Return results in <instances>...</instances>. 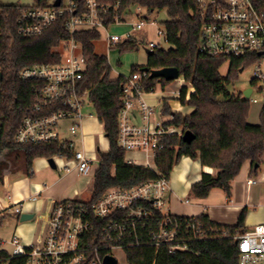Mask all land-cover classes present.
<instances>
[{
    "label": "trees",
    "instance_id": "trees-1",
    "mask_svg": "<svg viewBox=\"0 0 264 264\" xmlns=\"http://www.w3.org/2000/svg\"><path fill=\"white\" fill-rule=\"evenodd\" d=\"M48 0H39L45 6ZM109 7L104 15L106 25L121 21L131 9L144 8L148 14L165 11L167 20L160 23L165 33L169 49L156 48L148 55L146 66H134L131 73L147 69L142 87L146 93L154 91L156 84L162 88L171 82L161 78H151L150 72L163 68H176L179 77L190 84L194 90L189 99L185 96L187 88L180 91L179 102L192 111L189 114L172 112L168 100H163L162 114H173L169 123L194 135L190 143L182 136L164 137L163 145L154 159L159 173L127 164L124 151L117 143L118 114L122 109L121 84L124 76L115 80L110 78L111 67L106 56L96 54L94 43L100 39V32L85 29L72 36L82 46L86 61V71L82 86L90 89V101L94 114L102 125L108 149L98 153L99 161L92 177V191L89 203L95 202L112 187L131 188L146 182L169 178L172 168L181 157L199 160L203 167L215 170L213 174L203 173L201 179L190 187V196L206 198L213 189H220L226 197L231 196V185L239 175L243 165L250 163L249 176H256L264 164V107L257 125L247 121L250 103L240 93L230 91L229 87L237 80L240 70L253 64L252 58H217L203 54L198 49L201 20L197 0H97ZM254 4L264 9V0H254ZM18 6L0 5V122L2 141L0 143V179L8 162L16 164L19 160L27 175L32 172L34 160L62 156L70 159L72 153L60 142L47 144L16 145L12 139L21 119L34 103L35 81H23L19 72L37 64L57 62L60 59L58 48L70 39L65 22L69 15L58 18L41 36L25 38L16 31ZM120 53L137 49L135 40L116 46ZM229 62L226 76H221L220 68ZM6 159L3 160V159ZM148 206V205H147ZM247 208L238 216L236 225L228 226L211 221L203 213L195 217H175L180 223L187 220L198 222L203 238L187 242L186 250L171 252L166 246L152 245L150 232L157 227L164 216L159 211L153 213V224L140 228L135 235L126 239L139 241L138 246L124 248L127 264H238L239 253L233 237L245 230L244 219ZM5 216L0 212V227ZM25 264V258H10L0 250V264Z\"/></svg>",
    "mask_w": 264,
    "mask_h": 264
},
{
    "label": "built area",
    "instance_id": "built-area-1",
    "mask_svg": "<svg viewBox=\"0 0 264 264\" xmlns=\"http://www.w3.org/2000/svg\"><path fill=\"white\" fill-rule=\"evenodd\" d=\"M55 1L48 0L45 6H41L39 0H36L35 6H18V35L39 37L58 18L68 14L65 27L71 37L55 49L59 52V61L26 67L19 72L21 80L35 81L37 86L34 88V103L21 119L12 141L16 145L63 143L71 151L72 157L53 156L51 159L56 162V159L64 158L72 162L75 172L84 180L82 182L89 184L93 174L91 167L98 160L76 149V138H63L70 134L78 135L85 109L92 110L94 114L90 89L82 86L86 71L82 46L72 35L85 29L97 30L101 35V31L122 21L115 19L106 25L104 15L109 7L99 4L97 0H59L57 6L54 5ZM197 3L201 20L199 51L217 58L256 59L258 65L247 100L263 108L264 73L258 62L264 58V9L258 8L254 0H197ZM140 15V12L136 13L137 21L131 24L127 33L121 36L106 33L108 50L134 40L131 31L149 23L146 17ZM154 24L150 22L151 26ZM156 33L165 41L164 31L157 26ZM143 45L152 51L160 47L155 42H145ZM147 75L146 71L141 70L124 76L117 143L124 151L127 164H141V167L159 175L154 159L163 147L162 138L183 135L180 128L169 124L173 114H162V99H179L184 86H178L169 98H161V109L156 111V104L147 103L144 99L146 92L142 82ZM178 79L183 80L182 77ZM190 93L187 90L186 100ZM134 110L138 112L140 124L131 122V117H135ZM64 121L70 124L63 127ZM255 183L252 177L245 180L247 187ZM168 191L169 181L161 177L131 188L112 187L91 204L90 200L83 202L72 198L56 202L50 210L45 231L38 239L26 245L17 236H12L6 242L12 248L8 255L10 258H25V264H104L106 256L115 258L111 254L112 249L124 251L125 247L140 244L137 240L125 242L128 238H134L140 228L153 224L154 211L161 212L164 218L150 232L151 244L157 248L166 246L171 252L186 250L188 241L203 238V231L198 222L187 220L182 224L177 218L170 217L173 214L165 212ZM8 209L17 215L22 212L18 203ZM233 239L239 253L238 264H264V222L237 233Z\"/></svg>",
    "mask_w": 264,
    "mask_h": 264
},
{
    "label": "crops",
    "instance_id": "crops-1",
    "mask_svg": "<svg viewBox=\"0 0 264 264\" xmlns=\"http://www.w3.org/2000/svg\"><path fill=\"white\" fill-rule=\"evenodd\" d=\"M137 10V12H134L135 16L136 13L140 12L139 9ZM130 12L131 10L128 13ZM124 16L122 17V22H125ZM116 78L111 79L115 80ZM193 91V89L190 90L191 93ZM165 96L163 94L146 93L144 99L147 103L156 104V108H158L160 99ZM163 100L165 99H162V105ZM160 109L161 104L158 110ZM171 110L182 114H189L192 111V109L181 104L176 109L172 108ZM133 114L135 117H131V122L140 124L138 112L134 110ZM90 118L95 120L96 124L101 125L95 116ZM69 124V121L62 122L63 127ZM107 149L108 143L106 142V151ZM96 151L99 152L98 147ZM39 159L40 162L37 163V160H34L30 175L25 173L23 166H20V161L16 164L8 162V166L3 170L2 179H0L3 190L2 196H0V203L3 208L0 209V212L5 216V219L7 217L12 219L8 223L15 224L12 236H17L26 245L35 242L45 231L48 216L54 203L70 198L86 202L91 198L93 174H91L89 184H86L82 182L84 180L81 176L75 172L72 162L64 158H58L60 161L59 165L56 164V161L54 162L55 168H52L47 162L48 159ZM3 160L6 161L5 158ZM97 160L99 161V156ZM98 161L92 165V172L96 170ZM245 164L239 175L232 182L230 197H226L220 189H213L206 198L197 199L190 196V187L201 179L203 173L213 174L215 170L203 167L198 159L192 160L189 157H181L177 164L173 166L168 178L169 191L166 195L167 205L165 212L183 217H195L205 213L215 223L233 226L237 223L240 211L246 207L245 230L264 222V173L259 177L253 176L256 183L247 187L245 180L250 177V163L246 162ZM57 165L59 170H66V175L56 178V175L51 170H56ZM19 169H21V175L15 174L14 176L12 173H17ZM67 180L75 181L77 184L66 187L64 183ZM9 189H11L10 192L8 191ZM87 190H90V197L84 200L81 197ZM14 203L21 205L22 212L20 215L15 214L12 209H8ZM23 214L31 215L32 219L24 222L20 221V216ZM3 241V239L0 240V242ZM0 250H4L7 253L10 251L7 245L1 246Z\"/></svg>",
    "mask_w": 264,
    "mask_h": 264
},
{
    "label": "rangeland",
    "instance_id": "rangeland-1",
    "mask_svg": "<svg viewBox=\"0 0 264 264\" xmlns=\"http://www.w3.org/2000/svg\"><path fill=\"white\" fill-rule=\"evenodd\" d=\"M52 2V0H49ZM36 0H0V5H8V6H35ZM137 8V7H136ZM136 8L131 9L130 13L125 14L124 21L121 22L119 25H110L106 31H101L100 39L94 43V51L96 54L106 56L111 67V78L114 79L119 75L122 76H129L131 74V69L134 66L137 67H144L147 63V48L143 45L145 42H155L159 43L161 49H169L170 46L164 41L162 36H159L156 33V26L161 27L160 23L167 20V15L165 11L161 12H153L148 14L144 8H137L139 9L141 15L140 17H146L149 22L145 27L136 29L135 31H131V35L134 40L137 42V49L131 52L120 53L117 47L114 49L108 50L107 43H106V33L110 35H123L130 31L132 23L137 21V17L135 16L134 12L138 10ZM143 19V18H142ZM144 20V19H143ZM150 22H154L153 26L150 25ZM261 72L264 73V58L259 60ZM258 64L254 62L253 64L247 66L242 72L238 74L237 80L233 83L232 86L229 87L230 91H235L236 93H240L241 95L243 92L252 85V81L254 79L256 73V66ZM229 62L226 61L220 68L221 76H226L228 71ZM177 80L172 81L169 85L165 88H162L160 84H156L154 88V94L156 95H166V98L171 96V92L176 90L177 88ZM164 89V90H163ZM192 87L189 84L187 90H191ZM164 91V92H163ZM256 96V95H255ZM169 106L171 109H176L180 104L179 99H168ZM160 104L158 105V108ZM158 108L156 111H158ZM262 109V105L260 104H250L249 114L247 121L250 124L257 125L259 123V115ZM85 117L82 121V128L78 135L70 134L66 135L64 139H75L76 138V149L85 151L87 156L91 159H97L98 153H104L106 151V139L104 137L102 125L96 124V121L91 119L89 115H94L92 110L85 109L84 111ZM99 148V152L96 151V148ZM36 163L40 162V159H36ZM20 161V160H19ZM18 161V162H19ZM56 164L60 163L59 159H56ZM17 162V163H18ZM20 166L21 161L19 162ZM11 165V164H10ZM9 165V166H10ZM59 165V164H58ZM57 165L56 170H51L53 174L56 175V178L62 177L66 175V170H59ZM246 165V164H245ZM245 167V166H244ZM15 169V168H13ZM12 169V170H13ZM245 170V169H244ZM243 172V171H242ZM241 172V173H242ZM4 173V172H3ZM264 173V164H261L259 169L257 170V175L260 176ZM12 174L21 175V169L18 170L17 173L13 172ZM252 179L255 178L252 176ZM12 180V179H11ZM77 182L67 180L64 183V186L69 187L76 185ZM2 185L0 182V196H2L3 190ZM9 192L11 189L8 190ZM90 197V190H87L83 196L81 197L84 200L89 199ZM1 201V199H0ZM12 221L10 217H7L1 227H0V240H4L0 242L1 246L4 247L7 245L9 247V253L11 252V246L8 245V242L12 237V231L14 230V223H8ZM111 254L115 256L117 259V264H127L125 259V253L123 250L119 248L112 249Z\"/></svg>",
    "mask_w": 264,
    "mask_h": 264
},
{
    "label": "water",
    "instance_id": "water-1",
    "mask_svg": "<svg viewBox=\"0 0 264 264\" xmlns=\"http://www.w3.org/2000/svg\"><path fill=\"white\" fill-rule=\"evenodd\" d=\"M59 4V0H56L54 5L57 6ZM148 55H150L153 51L152 50H147L146 51ZM147 69H144V71H146ZM242 70H240L241 72ZM150 77L151 78H161V79H164L166 82H172L176 79L179 78V72L176 68H163V69H160V70H153L150 72ZM0 79H1V74H0ZM249 93H250V89L247 88L244 92H243V97L245 99L248 98L249 96ZM194 139V135L189 132V131H186L183 133L182 135V140L186 143H190L192 140ZM49 166H51L52 168H55V163L53 161V159H48L47 160ZM32 219V216L31 215H21L20 216V221L24 222V221H29ZM103 263L104 264H117V259L114 258L113 256H106L104 259H103Z\"/></svg>",
    "mask_w": 264,
    "mask_h": 264
},
{
    "label": "bare ground",
    "instance_id": "bare-ground-1",
    "mask_svg": "<svg viewBox=\"0 0 264 264\" xmlns=\"http://www.w3.org/2000/svg\"><path fill=\"white\" fill-rule=\"evenodd\" d=\"M176 85H177V87H178V86H184V87L189 86V84L186 83V82H185L184 80H182V79H178Z\"/></svg>",
    "mask_w": 264,
    "mask_h": 264
}]
</instances>
